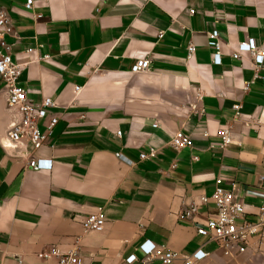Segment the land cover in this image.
<instances>
[{
	"label": "crops",
	"instance_id": "1",
	"mask_svg": "<svg viewBox=\"0 0 264 264\" xmlns=\"http://www.w3.org/2000/svg\"><path fill=\"white\" fill-rule=\"evenodd\" d=\"M1 8L15 28L7 41L13 60L24 64L28 98L49 97L56 106L40 120L48 134L40 149H5L17 114L0 82V264L19 256L25 264H58L38 256L53 248H78L83 264H142L139 247L147 240L181 256L207 252L196 264H264V233L233 256L197 233L215 213L213 201L200 197L213 194L218 176L236 182L235 199L250 219L261 204L264 64L233 53L251 38L264 49V0H35L33 11L25 0H0ZM214 29L221 65L207 43ZM139 58L151 67L134 72ZM52 117L58 121L49 134ZM225 125L233 143L221 149ZM177 131L191 136V147L171 146ZM151 147L157 156L141 161ZM30 158L50 159L52 168H28ZM193 202L199 214L182 220ZM97 207L105 210V228L85 231L83 218Z\"/></svg>",
	"mask_w": 264,
	"mask_h": 264
},
{
	"label": "built area",
	"instance_id": "2",
	"mask_svg": "<svg viewBox=\"0 0 264 264\" xmlns=\"http://www.w3.org/2000/svg\"><path fill=\"white\" fill-rule=\"evenodd\" d=\"M35 0H25V9L33 11ZM15 35L9 12L0 9V82H3L7 92V103L10 110H14L17 117L9 124L6 140L2 143L5 149L16 150L24 144L29 143L33 149H40L48 134H45L40 129V120L48 115V109L55 107L56 103L52 98L46 97L40 103H34L28 98V89L21 85V76L23 74L24 64L16 62L12 58L11 45L7 41L8 36ZM163 34H160L162 36ZM208 46L213 50L212 60L214 64H222V41L220 31L214 29L208 33ZM30 49L29 52H33ZM196 52V45L191 43L188 46V59L191 60ZM253 55L255 64L262 66L264 64V49L258 46L255 39L251 38L247 42L238 44L233 57L241 58L243 53ZM48 59L49 56H44ZM151 67L150 59L139 58L132 70L141 72L148 70ZM237 115L240 114V106L236 105ZM58 119L52 117L48 124L49 134L52 132ZM157 126V123L154 124ZM119 135L121 132L118 133ZM218 134L221 138L218 145L221 149H226L233 143V135L231 127L228 125L222 126ZM171 146L175 150H182L191 147L193 142L189 134L183 131H177L170 140ZM215 147V145H212ZM117 158L134 164L132 160L127 158L123 153L117 152ZM157 156V149L151 147L147 152H142L139 156L141 161L151 160ZM198 159V157H194ZM26 167L34 170H50L52 168V160L45 158H30ZM225 178L218 176L216 178V187L213 194L209 197L202 195L200 202L208 204L213 201L215 205V213L208 218L205 223L197 227V233L207 237L209 240L216 241L223 249L225 255L233 256L234 249L237 248L239 253L246 250L249 242L264 233V189L261 204L255 213V218L250 219L247 215L246 205L239 199H235L234 190L236 182L230 180L225 184ZM200 212V204L193 202L189 207L185 208L181 214V219L184 221H192ZM107 217L103 207L97 209L83 218L82 225L85 231H102L105 228ZM139 250L142 257V264H150L153 260H159L162 264H174L177 260L182 259L184 264H196L204 260L208 253L202 249L194 251L187 256H181L179 253L170 251L164 246H157L155 243L147 240L143 242ZM40 258L48 259L57 257L58 264H83L78 248L70 250L66 253L59 249L53 248L49 251L38 254ZM136 256H131L128 260L132 262L136 260ZM16 264H25L24 258L19 256L16 259Z\"/></svg>",
	"mask_w": 264,
	"mask_h": 264
}]
</instances>
